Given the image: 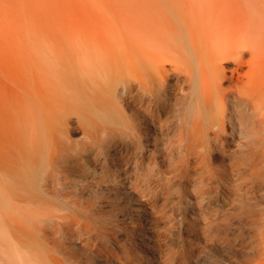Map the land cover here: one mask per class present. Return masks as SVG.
I'll return each instance as SVG.
<instances>
[{
  "label": "bare ground",
  "instance_id": "bare-ground-1",
  "mask_svg": "<svg viewBox=\"0 0 264 264\" xmlns=\"http://www.w3.org/2000/svg\"><path fill=\"white\" fill-rule=\"evenodd\" d=\"M7 1L0 264L174 263L181 193L264 179V0H109L69 44L66 0Z\"/></svg>",
  "mask_w": 264,
  "mask_h": 264
},
{
  "label": "rangeland",
  "instance_id": "rangeland-1",
  "mask_svg": "<svg viewBox=\"0 0 264 264\" xmlns=\"http://www.w3.org/2000/svg\"><path fill=\"white\" fill-rule=\"evenodd\" d=\"M8 4L7 0H0V15ZM113 9L117 10L116 5L109 0H66V44H69L67 42L71 38L74 39L73 41L77 39L78 42L81 41L84 31L89 26H98L100 19L112 18ZM113 24L106 26L111 27ZM4 29V23L0 22L2 35H0V67H5ZM250 173L249 169L246 170L245 176L248 180L251 178ZM248 180L241 192H231L228 188H219L214 183L204 197L190 191L188 194L183 192L179 198H176L179 210L169 209L167 222L160 225L161 230H169L173 236L179 237L174 243V263L166 261L165 264H244L249 261L252 264H264V227L251 219L260 216L264 211V179L258 181L250 192L247 191ZM98 197L102 206L116 208L114 202L119 203L104 191L98 193ZM132 198L133 196L129 200ZM124 205L122 204L123 207ZM249 208L251 209L247 211ZM253 209L256 213L252 211ZM249 213L250 217H248ZM59 215L62 218L57 222L61 226L62 222H66V213L62 212ZM105 217L106 215H103L100 219L109 226V229L111 228L108 223L109 218ZM55 219L56 216L50 221ZM127 221L128 226L120 237H124L129 244L131 242L130 246L136 248L138 239L136 228H144L145 225L130 219ZM188 223L193 225V229L187 230ZM1 235L0 229V243H2ZM51 240H57L56 236ZM62 244L66 246V242ZM142 254L144 257V252ZM149 254L153 259V254L151 252Z\"/></svg>",
  "mask_w": 264,
  "mask_h": 264
}]
</instances>
